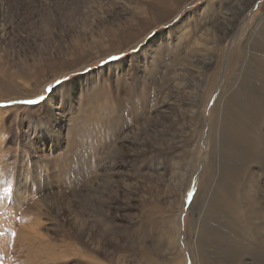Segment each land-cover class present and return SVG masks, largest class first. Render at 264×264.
I'll return each mask as SVG.
<instances>
[{"label":"rangeland","instance_id":"374dc122","mask_svg":"<svg viewBox=\"0 0 264 264\" xmlns=\"http://www.w3.org/2000/svg\"><path fill=\"white\" fill-rule=\"evenodd\" d=\"M146 1L0 0V105H6L0 107V264H183L169 247L168 230H173L165 221L180 201L181 241L187 236L199 243L200 230L189 231L187 224L201 229L217 187L227 180L225 124L228 112L235 114L237 97L248 89L246 61L260 53L255 40L263 41L264 0L248 3L230 33L223 19L205 25L198 12L208 0H196L136 47L103 56L113 49L110 38L127 29ZM159 36L168 37L166 45L157 47ZM219 38L221 48L215 49ZM239 45L244 48L237 56ZM155 49V63L142 68ZM123 63L131 71L124 73ZM32 70L41 77L29 90L37 91L35 82L48 79L41 94L46 99L36 105L7 104L17 100L8 98L13 95L7 89L10 78ZM254 89L263 97V89ZM46 104L61 110L66 120L47 145L42 139L51 137V129L42 117L53 116ZM254 116L256 121L259 115ZM262 120L245 134H258L264 142ZM249 170L238 187L252 208L250 238L263 239L264 169L253 165ZM6 188L11 191L5 193ZM198 245L193 250L202 264L208 246ZM183 251L191 264L189 249Z\"/></svg>","mask_w":264,"mask_h":264},{"label":"bare ground","instance_id":"6f19581e","mask_svg":"<svg viewBox=\"0 0 264 264\" xmlns=\"http://www.w3.org/2000/svg\"><path fill=\"white\" fill-rule=\"evenodd\" d=\"M195 1L196 0H148V1L144 2L143 4L139 5L135 9V11L133 12L131 19L128 22L129 25H128L127 29L125 31L122 30L123 32L120 30L121 33L119 35H116V36L110 38L112 40V44L114 45L113 49H111V51L109 50L108 52L103 53L102 55L104 56V55H110V54H118L119 52L126 50L127 48H130L133 46L136 47L137 43H139L143 39H145V37L150 32L154 31V29L158 25L169 23L171 20L175 19V17L178 14H180L186 6L192 4ZM221 1H222L221 3L219 2L217 5H214V3H215L214 0H208L199 9V12H198L199 15L198 16L199 17H205L204 18V24L205 25H209L213 20H215L217 18L223 19L224 21L229 22V25H227L226 27H223L225 33L234 32L237 28L238 20L240 19L241 15L245 13L244 10H246L248 8V3H250L251 1L253 2L254 0H221ZM226 22H225V24H226ZM190 23H191V21H190ZM262 31H263V33H262L263 41L255 40L256 41V45H255L256 48L255 49L258 50L260 53H259L258 57L250 55L249 56L250 60L246 61V65H245V73L247 75L246 77L249 78V82L247 83V84H249L247 87L248 89L244 92V94H243V96H241V98L237 97L239 103L236 101L235 104H233V105H237V109H235V111H234L235 114L234 115L231 114L232 110H231V112H228L229 114L227 113L228 114V121L226 122L225 127H228L229 129L225 130L226 131L225 133H226V138H228L229 144L226 146V150H224L225 155H226L225 159L226 158L230 159V162H229L230 165H228L226 168L227 180L224 184H221L219 187H217L219 190L210 202L208 210L204 216V224L201 226V229L199 227L196 229V226L194 223L192 224L191 222H189L187 224V228L189 231H193V232L195 231V233H196V231L198 229L200 230L199 231V237H198L199 243H197V240H196L197 247L199 246L198 244H200L201 246H203V245L208 246V252H207L208 255L204 254L207 251L206 250L203 253V255L201 256V258L199 257L201 259L202 264H237L238 261L241 262L245 258L252 260L251 261L252 264H264V238L261 239L262 237L261 238H258L257 236L254 237V235L251 237V238L254 237L253 239H255V241H257V243L259 242L263 246V248L260 246L258 247L257 243L253 244V241L250 238V234L252 235V231L255 230V228H253V224H252L253 222H252V218H251L252 217L251 216L252 215L251 214L252 208L250 206H247L243 202V200H244V199L242 200L243 193L240 191V190H242V188H241L242 186L238 187V184L240 185V183H242L241 182L242 180H244V179L246 180L245 177H248V175L251 173L250 172L251 170H249V169H252L253 165H256L258 167L261 166V168L264 169V142H262L258 139V137H259L258 134L253 135V137L247 136L245 134L247 130H250V132H251V130H253L256 127V125H257L256 123L257 122L260 123L259 122L260 119H264V95H263V97L258 96V94L254 92L255 91L254 88L263 89V91H264V26H263ZM159 38H161L162 41H159L160 40ZM206 39H208V38H206ZM221 39L219 38V39L215 40L214 46L213 45H211V46H213V48H215V49L221 48L220 47L221 46ZM154 40H155V42L158 43L157 47H161L162 43L165 44L166 41H168V37L164 38L163 36H159V37H156ZM199 44H202V43H199ZM115 46H117V47H115ZM166 47H168V46H166ZM241 47H242V45H239L238 47H236L234 55L238 56L239 51L242 53V50L244 47H242V48ZM196 48H198L197 45H196ZM199 49H197V50H199ZM160 52H162V51H160ZM181 52H182V50H181ZM249 52H250V50H249ZM102 55H99V56H102ZM160 55H162V54H160ZM181 55H183V54L181 53ZM247 55H248V53H247ZM156 56H157V49H155L151 54L147 55V61H145V59H146L145 58L141 64V67L145 68L147 64H149V65L154 64ZM229 59H230V57H229ZM157 64L158 63H156L155 65H157ZM208 65H210V63ZM122 66H123L122 70L124 71V73H126L127 71L128 72L131 71V69H128V67L126 68V65L124 63ZM181 67H182V65H181ZM233 68H235L234 65H233ZM150 69H153V66ZM33 70L29 73L27 72V73H21L20 75L18 74L17 75L18 77H16L15 80L12 77L10 78V81L12 79L14 81H12V82L8 81L10 83V85L7 86V89H8V87H10V89H9L10 93H12L13 95H11V97H10V95L8 94L9 95L8 98L17 99V100L35 99V96H37V95L39 96L43 93V90L46 86L48 79H46V81H44L42 84H39L36 81L34 85H36L37 91H36V88L35 89L32 88V92H34V93H32L29 90V84L32 85L31 81L37 80L38 75L40 76L38 71L35 72ZM235 70H236V68H235ZM146 71L149 72L147 69H146ZM242 71H244V70H242ZM156 72H157V70H155V74H156ZM174 74H173V76H174ZM176 74H178V73H176ZM239 74H240V70H239ZM236 75H237V73H236ZM122 80H124V79H122ZM173 80H172V82H175ZM242 81H240V82H242ZM117 82H118V79H117ZM144 83H146V82H144ZM245 83H246V81H245ZM152 84H153V82H152ZM33 87H35V86H33ZM250 87H251V90H250ZM144 88H141V92L143 91ZM33 90H35V91H33ZM94 91H96V90H94ZM147 91L149 92L150 90H147ZM260 91H262V90H260ZM128 92H130V91H128ZM260 93H262V92H260ZM22 95H24V96H22ZM13 96H15V97L12 98ZM25 96L28 98H26ZM143 96H144V94H143ZM30 97H34V98H30ZM142 97H139V98L141 99ZM8 98H6V100ZM51 98H53V95L50 97V99ZM129 98H130V96H129ZM136 99H138V98H136ZM197 101H198V99H197ZM240 102L243 104L242 106L240 105ZM99 105H102V104H99ZM138 105H140V104H138ZM230 105H231V103H230ZM106 107L107 106H105V108ZM109 107H112V106H109ZM28 109H32V107H29ZM33 109H36V107H33ZM109 109H112V108H109ZM197 109H198V107H197ZM111 112H112V110H111ZM254 112H256L259 115L258 119L256 118V121L253 120L255 118ZM46 113L52 115L53 118H51L49 120L47 116L42 117V122H44L46 124V127L51 129L50 130L51 137L46 136V138L42 139V141L44 142L45 145H47V143H50L51 141L54 142L55 136L57 134H60L64 130V128L66 127V120H65L64 116L62 115L61 110L56 111L55 109H52V104H46ZM225 113H226V111H225ZM108 114H110V113H108ZM102 115H103V113H102ZM104 116L106 117V115H104ZM262 121H264V120H262ZM33 125L36 127V129H37V126H40L38 121H35ZM77 125H78V123H77ZM74 127H77V126H74ZM243 127H244V129H243ZM84 128H86V127L84 126ZM86 130H88V127ZM79 132H81V131L79 130ZM250 132H249V134H250ZM92 133H93V131H92ZM43 134H46V132H44ZM68 135H69V133H68ZM94 135H96V134H94ZM108 136H109V134H108ZM94 137L95 136H93V138ZM223 137H225V135ZM30 141L31 140H29V142ZM101 142L102 141H100L99 143H101ZM125 142H126V140H125ZM123 144H124V142H123ZM125 144H127V143H125ZM97 148L101 149L102 146H99V147L97 146ZM134 151L136 153V150H134ZM137 151H139V150H137ZM132 152H133V150H132ZM126 156L130 157V155H126ZM135 159H137V158H135ZM245 168H246L247 172H245L244 178H243L242 174H243V171ZM181 195H182V193H181ZM181 198L183 199V197H181ZM182 204H183V202L180 201V203H179L180 206L177 208L176 212L174 214H169L165 217L166 218L165 221L167 222L169 228L173 230V231L168 230L169 233H168L167 238L169 240V247L171 246V248H173L175 251H177L179 253L183 264H188V262L186 260L187 257L183 253L184 252L183 250H185V248L187 247L189 249V253H190L191 264H199L200 260L198 261V259L197 260L195 259V251L193 250V247L196 248V245H194L192 243V241L188 239L187 236H185L184 240L181 241L182 232L180 231V228L182 227L183 222H182V219L180 216L182 214L181 213L182 212ZM237 224L240 225L239 227L241 228V231L240 230L238 231ZM246 233H248L247 236H246ZM92 235H94V234H92ZM247 237H248V240H247ZM205 240H207L208 242ZM179 255H176V257L179 258ZM152 264H157V261L152 262Z\"/></svg>","mask_w":264,"mask_h":264},{"label":"snow or ice","instance_id":"6c2138e0","mask_svg":"<svg viewBox=\"0 0 264 264\" xmlns=\"http://www.w3.org/2000/svg\"><path fill=\"white\" fill-rule=\"evenodd\" d=\"M133 51H135V49H133ZM121 55H124V53H121ZM109 59H116V57H109ZM101 63H103V61H101ZM65 79H68L67 77H65ZM60 81H57V84H59ZM46 99V97L44 96H37L35 99H27V100H10L7 102V104H24V105H36L39 104L41 102H43ZM2 106H6V105H0V107ZM5 193H8L11 191L10 188H6L4 189ZM189 197H191L192 193L190 192ZM13 235H15V233H13Z\"/></svg>","mask_w":264,"mask_h":264}]
</instances>
